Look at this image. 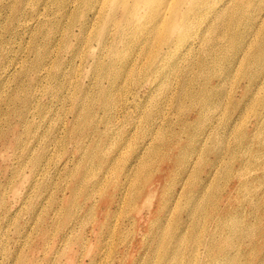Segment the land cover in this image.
<instances>
[{
	"label": "rangeland",
	"instance_id": "obj_1",
	"mask_svg": "<svg viewBox=\"0 0 264 264\" xmlns=\"http://www.w3.org/2000/svg\"><path fill=\"white\" fill-rule=\"evenodd\" d=\"M77 1L0 0V264H264V0L113 61Z\"/></svg>",
	"mask_w": 264,
	"mask_h": 264
},
{
	"label": "bare ground",
	"instance_id": "obj_2",
	"mask_svg": "<svg viewBox=\"0 0 264 264\" xmlns=\"http://www.w3.org/2000/svg\"><path fill=\"white\" fill-rule=\"evenodd\" d=\"M86 9H82L78 14L81 19L80 24H71L67 26V30L71 33V36L76 35V38H80L79 35L85 34L87 41L97 40L98 43L103 46H117L116 48L112 47L111 52L109 53L111 61H113L114 56L119 51V43L122 42L121 39L116 37L115 35H121L120 32L124 34L129 45L140 44V52L143 54L145 48L143 47V43L147 44L151 42L154 50L152 53L158 52V48L162 47V49H170L173 47L174 43L178 38H173L171 36L172 32L175 29H182L184 31H190L188 19L190 10L195 7L199 9H203L208 4H210V0H190L193 5L188 6L189 8H184L187 0H81ZM108 2V5L106 3ZM112 3V8L110 9V5ZM119 4L120 10L117 9L112 10L115 6ZM76 10H71V14L74 15L80 9L79 0L77 1ZM251 5H254L252 2ZM118 8V9H119ZM256 12L250 17V28L254 29L255 24L260 27H264V7L252 6ZM250 9V8H249ZM249 9H245L246 11ZM243 10V8L241 9ZM70 11V9H69ZM183 18V24L182 23ZM114 21L116 26L114 37L112 40H106L110 36L106 35L111 32L106 25L110 22ZM96 22L101 23L102 28L100 27L96 33L92 31ZM123 24V27H122ZM78 33H76L77 28ZM133 27V28H132ZM259 27V28H260ZM128 28V29H127ZM132 28V29H131ZM135 28L139 30V36H137L138 32H135ZM258 28V29H259ZM91 29V31H89ZM126 29V30H125ZM130 29V30H129ZM170 32V33H169ZM248 37L254 39L257 35L255 31H249ZM137 36V37H136ZM254 36V37H253ZM123 39V38H122ZM136 40V41H135ZM131 43V44H130ZM123 44V43H121ZM248 44V43H247ZM124 45V44H123ZM128 45V46H129ZM95 59V58H94ZM154 58L152 59L153 62ZM97 61H103L102 57H98ZM127 64L126 66H128ZM203 65V64H201ZM114 67V63L112 62L110 67L105 66V77L108 75L112 76L110 70ZM156 73H159V69L152 68ZM165 176L164 174H159L158 177L161 178ZM161 182L158 183V185Z\"/></svg>",
	"mask_w": 264,
	"mask_h": 264
}]
</instances>
